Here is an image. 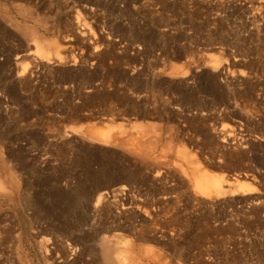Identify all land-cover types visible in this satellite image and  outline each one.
<instances>
[{"label":"rangeland","instance_id":"1","mask_svg":"<svg viewBox=\"0 0 264 264\" xmlns=\"http://www.w3.org/2000/svg\"><path fill=\"white\" fill-rule=\"evenodd\" d=\"M15 26L56 40L61 63H31ZM134 123L161 128L150 154L89 141V128ZM0 154V255L16 251L19 264H94L65 248L123 240L144 210L197 226L221 218L217 208L264 202V0H0ZM197 166L246 175L258 192L211 206L194 195ZM105 192L111 201L96 203Z\"/></svg>","mask_w":264,"mask_h":264},{"label":"bare ground","instance_id":"2","mask_svg":"<svg viewBox=\"0 0 264 264\" xmlns=\"http://www.w3.org/2000/svg\"><path fill=\"white\" fill-rule=\"evenodd\" d=\"M14 25L15 24H12V26ZM16 27L17 26H15L14 28ZM16 29L19 30L21 34H24V36L30 42L31 46L34 48V51L31 54H29V56L32 57L31 63L36 64V65L38 63H41V64H45V66L46 65L48 66L49 64H52V63L53 64L61 63L62 57L59 53V51L61 50V47L59 46L58 42H56V40H53V39L51 40L45 37H40L33 31V29L29 27H24V28L21 27L20 29L19 27H17ZM85 33L82 32L81 34H83L84 36ZM26 69H27V65L26 64L22 65L20 75H23ZM129 127H130L129 130H126V129H123V125L119 124L116 126H112V125L106 126L105 129L103 128L94 129L95 127H93V129L89 128V131L87 130L89 137H90L89 141L93 143L98 141L97 142L98 144L101 143V145L103 144V146L105 145V147L108 145V146L118 147L120 148V150L122 148L123 150L127 151L129 154L134 153V151H132L131 148H129L127 144V142L130 143L131 141L130 143L131 145L135 144L136 148L134 149L136 150L134 154H136V156L150 154L154 145L159 141V135L161 132V128L158 129L159 127H155L151 125L150 123H147V124L134 123V124H131ZM125 135L127 136V138L124 137ZM120 136L127 140L124 141V139H121ZM230 137H231L230 134H227L226 136H224V139L226 140L227 138H230ZM168 139H171V137H169ZM168 139L166 141H169ZM86 142H88V140ZM172 142L173 141H169L166 144H163V147H165L168 152L170 150H173L174 152L178 151L175 153L176 154L178 153L181 156V158L184 159L183 161L186 160L190 164L196 163L193 161V158L191 157L188 151H186L183 148L182 150H180L179 147L178 148L172 147ZM124 144H127L126 146H128V148H125L126 146ZM4 165H5L4 161L0 158V196L2 197L5 195V191H6L4 188L5 184H3L5 182H2L3 180L2 176L3 175L6 176V172H7L6 169H4ZM199 168L200 167L197 166V168H195L196 170L194 169L192 170V171H197L196 175H194L195 173L189 174L191 175L190 177H192V181H193L192 187L195 193L194 195L202 199V202L203 201L207 202L211 206H214V204L217 205L215 202L223 200L226 197L238 196V197L247 198V196H251V195L253 196L255 192L256 193L258 192V191L254 192L252 184L249 183V179L248 177H246V175H244L240 179L238 178L232 179L230 177L232 179L231 180V179H226L224 176H221V175L210 174L207 171L201 170V168L200 169ZM187 177L185 176V178ZM11 181L9 180L10 183H12ZM17 182L18 181H15V183ZM12 184H14V182ZM114 191L117 194L118 193L122 194L128 190L126 189V186L125 187L118 186ZM115 192L114 194L116 196ZM106 196H107L106 192L99 194L98 197H96V200H97L96 203L100 204V202L105 200ZM192 199L194 198L192 197ZM132 200H129L128 205H135L134 201ZM107 201L105 200L104 202H107ZM115 201H113V203ZM253 201L255 202V205L254 207H251V208H243V207L239 208L235 206L233 207L228 206L224 208L220 207L219 209L217 208L216 212L220 215L221 218H217L213 223H210V222H205L202 224L197 223V224H200L197 226L193 224H189V223H180V221L179 223H177L178 221L170 222V223L168 222L167 223H157L156 221L151 220L152 214L144 210V211H141L142 216L144 217V220L138 222V224L133 225L132 223H128L129 225L130 224L131 225L130 226L127 225V227L125 226L126 236L123 240H120L119 238H117L119 239L118 241L113 240L109 242L107 241V239L102 237L99 240H97V242L95 239V243L90 246V245H86L83 239L74 237L75 240H74V243H72V245L74 244L73 248L69 246V247H66L65 249L70 248L69 250L71 251L72 255H76L75 254L76 252L78 254L80 252L85 253L86 256L92 259L90 261H92V263L94 264H264V207H263L264 202L261 200L259 195H254ZM98 204H97V207H98ZM136 206H137V203H136ZM139 207H136L135 209L139 211L141 209ZM137 211L135 212L137 213ZM154 215L152 216L153 218H154ZM260 215L262 216L259 217ZM92 225H90V227ZM193 227H197L195 229H197V231L199 230L200 234L193 236V238H190L188 240L186 239L185 241L184 232H186V230L191 229ZM72 234L73 233H71L70 235ZM191 234H192V231H191ZM40 237L41 239L40 238L39 239L42 241L40 244L43 246V249L46 252L45 248H48L46 246L51 243L48 244L49 239L43 240L42 239L43 237L42 236ZM184 242H186V245L184 244L186 247H182ZM38 243H39V240H38ZM10 244H12V240ZM41 245L39 246L41 247ZM2 246L5 247L4 244ZM12 247H14V249L16 248L14 244H12ZM52 251H53V248H52ZM15 252L11 251L10 254L9 253L6 254L5 252L4 254H1L0 255L1 264L2 263L3 264H19V256L18 254L15 255L14 254ZM48 252L50 253L49 250ZM66 252L64 253L66 254Z\"/></svg>","mask_w":264,"mask_h":264}]
</instances>
